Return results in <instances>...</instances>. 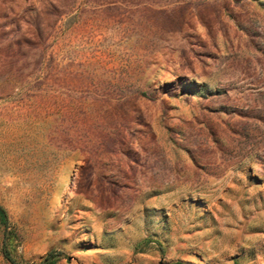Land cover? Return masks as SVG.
<instances>
[{
    "label": "rangeland",
    "instance_id": "obj_1",
    "mask_svg": "<svg viewBox=\"0 0 264 264\" xmlns=\"http://www.w3.org/2000/svg\"><path fill=\"white\" fill-rule=\"evenodd\" d=\"M0 206L19 262L264 264V0H0Z\"/></svg>",
    "mask_w": 264,
    "mask_h": 264
},
{
    "label": "trees",
    "instance_id": "obj_2",
    "mask_svg": "<svg viewBox=\"0 0 264 264\" xmlns=\"http://www.w3.org/2000/svg\"><path fill=\"white\" fill-rule=\"evenodd\" d=\"M0 224L5 229L3 243H2V253L4 257L6 258V260L10 264H29V263L19 262L17 258H14V256L12 255L11 244L9 243L13 241L14 238H16V234L12 232L7 211L2 206H0ZM59 261H60V258L58 256L50 254L40 264H58ZM173 264H182V263L177 262Z\"/></svg>",
    "mask_w": 264,
    "mask_h": 264
}]
</instances>
